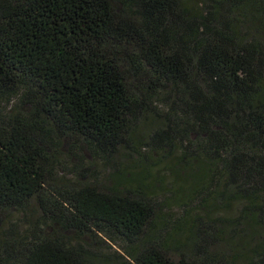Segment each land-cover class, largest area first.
<instances>
[{
    "label": "trees",
    "instance_id": "16d2710c",
    "mask_svg": "<svg viewBox=\"0 0 264 264\" xmlns=\"http://www.w3.org/2000/svg\"><path fill=\"white\" fill-rule=\"evenodd\" d=\"M150 111L163 128L138 144L170 153L156 178L146 158L109 172L108 186L56 180L71 141L115 157ZM165 173L193 220L165 236L179 244L189 232L196 259L174 260L158 241L170 224V200L154 198ZM262 192L264 0H0V217L35 204L43 225L0 240V264H235L208 240L234 241L210 214L238 200L245 233L231 250L264 264Z\"/></svg>",
    "mask_w": 264,
    "mask_h": 264
},
{
    "label": "rangeland",
    "instance_id": "374dc122",
    "mask_svg": "<svg viewBox=\"0 0 264 264\" xmlns=\"http://www.w3.org/2000/svg\"><path fill=\"white\" fill-rule=\"evenodd\" d=\"M157 103L159 106V110L161 112L166 113L169 106L166 104L163 98H158ZM20 105V100L17 97L12 98L10 101H6L4 105V109L6 113L13 112L15 109L18 108ZM147 117L144 122L138 127L135 128L132 134L129 136L128 143L121 149L120 153L117 154L115 157L106 158L103 155H94L88 148L81 142V141H71L72 143L67 144L63 151L59 156V163H58V175L56 180H74L75 178H79L81 182H88V183H98L101 185H109L108 174L109 172L113 171L114 169L118 168L120 165L123 166H134V169L140 170L141 165L145 162V159L148 158L152 160L153 164L148 165L150 168V173L154 177L161 172V170L167 166V162L165 161L170 153H165L164 151L167 148H157L154 149L155 153L152 151L151 147L144 149V147L139 146L138 142L139 139L145 138L150 135L153 131L163 128L162 122L163 120L157 118L155 116V112H149L146 114ZM138 136V137H136ZM133 151H139V153L135 154ZM178 154V153H177ZM165 161V162H164ZM164 173V172H162ZM156 178V177H155ZM158 182L162 185L166 186L165 191H161L157 193L154 198H157L158 201L162 199L170 200L171 207L169 208L168 217L170 218V224L164 231L160 234L158 241L166 242L168 244V254L174 260H180L185 257H190L191 259H196L202 252H198L197 249H194L190 246L186 240V238L190 235L189 232L185 231L180 232V237H177L180 241L179 244H175L173 241L172 236H165V234L173 233L175 227L179 223H183L186 218V210L184 204H177L174 202L175 198V186L172 184V178L165 173L164 175L157 176ZM57 182V181H56ZM261 198L257 200V204L259 208L264 206V192L261 194ZM204 197V195H200ZM185 203L188 204L189 201L185 200ZM198 206V202H195L190 208H194ZM248 208V201L247 200H238L233 202L230 207L220 206L216 207L213 212L210 214L213 222L215 225L221 228V230H225L227 234L230 236L233 235L235 237L233 240V244H240V235L245 233L244 227L239 228L243 221L244 212ZM197 209V208H196ZM167 211V210H165ZM200 213L199 211L195 210L192 212V216L195 217V214ZM203 215V214H201ZM41 214L34 204L32 208L27 211L19 212L15 211L9 217L1 216L0 217V240L4 241H15L13 243H18L20 237H22L26 231L34 230L33 233L36 232L37 227H42V219L40 218ZM189 220L190 225L193 224V220L187 219L186 222ZM188 223V222H187ZM211 226V227H212ZM232 227V229L230 228ZM214 231V230H213ZM59 236L69 237L73 242H77L79 237L74 232L70 233H62L59 230L56 231ZM41 235V233H40ZM259 235L251 237L249 243L251 247L248 250L252 249V246L256 243L259 239ZM88 241L87 238H82V242ZM209 245L212 250L221 253V257L230 263L232 258L237 259L235 264H243L242 258L243 254H236L231 250V244H227L224 235L218 236H211L209 237ZM125 245L123 242L118 240V244L115 246L113 245V249H119Z\"/></svg>",
    "mask_w": 264,
    "mask_h": 264
}]
</instances>
